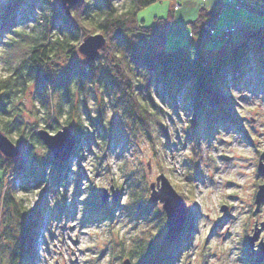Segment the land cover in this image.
Wrapping results in <instances>:
<instances>
[{
	"label": "rangeland",
	"instance_id": "obj_1",
	"mask_svg": "<svg viewBox=\"0 0 264 264\" xmlns=\"http://www.w3.org/2000/svg\"><path fill=\"white\" fill-rule=\"evenodd\" d=\"M223 1L226 5L214 25L217 39L204 45L207 61L221 56L227 46L244 41L247 32L264 25V15L238 10L229 0ZM115 3L122 8L129 0ZM177 3L179 9L174 10ZM215 3L216 0L158 1L143 9L138 18L151 26L156 18L173 12L167 38L161 44L173 50L188 43L191 27L187 23L198 18L200 8L209 9ZM11 5L14 9L9 19L14 20L13 25L3 28L0 20V76L9 73L5 51L18 37L17 31L31 30L36 21L50 14L43 0H0V12ZM239 20L243 31L224 34ZM65 32L67 29L57 21L52 35ZM72 62L85 65L87 61L78 50L71 58L56 60L63 68ZM251 67L238 82H228L226 93L234 98L232 119H222L212 112L210 118L204 116L196 121L193 130L189 124L194 112L184 94L173 105L156 87L154 95L164 110L162 122L168 136L162 138L160 153L123 100L102 83L87 82L82 90L62 88L51 92L52 113L48 120L36 97V86L31 85L9 106L10 121L16 124L10 134L13 141L22 139L20 134L30 137L38 129L55 133L64 125L74 132L79 126L84 139L90 135L97 138L90 144L81 140L82 148L70 160L69 172L62 182L55 180L58 172L49 165L52 156L42 142L33 139L32 150L20 153L19 161L30 173L16 179V195L26 209L34 214L42 212L44 218L31 264H123L127 258L131 264H141L135 254L138 246L152 240L156 244L166 241L162 204L149 198L150 184L161 174L186 205L193 204L188 205L189 224L175 244L177 251L166 264H257L248 237L261 229L253 248L259 250L260 242H264V203L255 213L254 198L258 186L264 183V175L257 170L264 150V79L255 63ZM104 132L111 137L106 153L97 137ZM10 178L8 174L0 180L6 185ZM111 186L119 197L103 203L100 193ZM87 201L95 204L94 208ZM137 203H145V209L139 211ZM223 206L226 210H222ZM9 250L6 243L0 245L2 264H6Z\"/></svg>",
	"mask_w": 264,
	"mask_h": 264
},
{
	"label": "trees",
	"instance_id": "obj_2",
	"mask_svg": "<svg viewBox=\"0 0 264 264\" xmlns=\"http://www.w3.org/2000/svg\"><path fill=\"white\" fill-rule=\"evenodd\" d=\"M43 1L48 5L50 14L36 21V26L31 30L17 31L18 37L13 38L5 51L9 73L0 76V129L9 138L16 129L14 120L10 121L9 106L26 94L31 85L36 86V97L45 109L48 120L52 113L51 92L62 88L64 91L82 90L87 82L102 83L116 98L123 100L135 122L143 128L153 148L159 152L162 138L167 139L168 136L162 122L164 110L154 95L156 87L162 89L164 97L173 105L184 94L185 102L194 112V119L189 124L193 130L197 126L196 121L204 116L210 118L212 112L222 119H232L234 98L226 93L230 79L238 82L252 69L254 63L264 79V25L247 32L244 41L227 46L221 56L207 61L204 45L206 41L217 39L214 25L226 5L223 0H217L209 9L200 8L198 18L187 23L191 27L188 43L173 50L161 47L167 38L173 12L168 17L156 18L151 26H146L138 18L143 9L164 0H129L128 5L122 8L116 5V0H80L72 7L69 16L63 13L60 0ZM263 2L248 0L247 10L264 15ZM176 5L178 3L174 5V10L179 9ZM12 9L14 7L11 5L0 12L3 28L13 25L14 20L9 19ZM57 21L67 32L52 35ZM96 33L103 34L107 40L106 47L101 50L104 56L100 55L91 62L86 60L85 65L72 62L66 68L56 63L61 57H73L83 38ZM237 77L240 78L237 80ZM68 103L72 109L70 98ZM75 132L78 137L73 156L81 150V140L84 139L79 126ZM20 137L22 139L15 141L10 139L21 154L25 149L32 150L33 139L37 143L42 142L35 130L30 137L23 134ZM97 137L102 151L108 152L110 135L104 132ZM95 138L90 135L84 140L90 144L97 140ZM15 159L6 158L0 153V179L3 181L11 174L10 182L6 185L0 180V245L6 243L10 246L6 264H31L36 255L37 235L44 218L42 212L34 214L26 209L23 200L16 195V179H22L30 172L19 161V156ZM49 165L58 172L55 180L62 182L69 172L70 163L49 158ZM87 204L94 208L92 202L87 201ZM145 205L137 203L136 206L139 211H143ZM188 205L182 234L189 224ZM178 239L172 243L166 240L159 244L152 240L138 246L135 254L139 256L141 264H166L177 251L175 244Z\"/></svg>",
	"mask_w": 264,
	"mask_h": 264
},
{
	"label": "water",
	"instance_id": "obj_3",
	"mask_svg": "<svg viewBox=\"0 0 264 264\" xmlns=\"http://www.w3.org/2000/svg\"><path fill=\"white\" fill-rule=\"evenodd\" d=\"M80 0H60V7L66 16L71 14L72 7L76 6ZM107 45L105 36L101 33L89 34L85 36L78 46V52L88 61H95L101 50ZM37 135L42 143L50 151L52 159L59 162H68L72 159L73 151L77 145V133L68 125H64L55 133H50L45 129H38ZM0 153L9 159H15L20 155L19 148L13 141L6 136L0 129ZM150 164L148 163V166ZM150 169V167H149ZM258 173L264 175V150L259 155L257 166ZM149 198L153 203H161L165 212L166 224V240L170 243L175 242L183 232L184 225L187 221V207L183 197L177 193L171 185L168 178L161 174L157 176L156 182L150 184ZM112 197L116 201L119 193L115 191L113 186L110 189L104 188L100 193V199L103 203H107ZM255 213L260 211L261 205L264 203V183L258 186L255 198ZM222 210H226L223 206ZM264 228V222L261 224ZM261 229H257L255 233L248 237L249 248L252 249V255L255 262L261 264L264 262V242H260L259 250L254 251L255 242L259 238ZM123 264H131L130 259H125Z\"/></svg>",
	"mask_w": 264,
	"mask_h": 264
},
{
	"label": "built area",
	"instance_id": "obj_4",
	"mask_svg": "<svg viewBox=\"0 0 264 264\" xmlns=\"http://www.w3.org/2000/svg\"><path fill=\"white\" fill-rule=\"evenodd\" d=\"M203 2H207V0H203ZM230 3H232L234 5V7L238 10L241 9H245L247 10V4H248V0H229ZM177 8L179 7L178 5H176ZM244 27L242 25V23L240 21H238L232 28H228L225 30V34H231L237 31H243ZM229 81H233V80H229ZM70 162V161H69Z\"/></svg>",
	"mask_w": 264,
	"mask_h": 264
},
{
	"label": "crops",
	"instance_id": "obj_5",
	"mask_svg": "<svg viewBox=\"0 0 264 264\" xmlns=\"http://www.w3.org/2000/svg\"><path fill=\"white\" fill-rule=\"evenodd\" d=\"M217 1V0H216ZM263 4H264V2H263ZM257 14H259V15H263V14H261V13H257ZM240 21V20H239Z\"/></svg>",
	"mask_w": 264,
	"mask_h": 264
},
{
	"label": "bare ground",
	"instance_id": "obj_6",
	"mask_svg": "<svg viewBox=\"0 0 264 264\" xmlns=\"http://www.w3.org/2000/svg\"><path fill=\"white\" fill-rule=\"evenodd\" d=\"M209 189H211V187ZM228 192H230V189H228Z\"/></svg>",
	"mask_w": 264,
	"mask_h": 264
},
{
	"label": "clouds",
	"instance_id": "obj_7",
	"mask_svg": "<svg viewBox=\"0 0 264 264\" xmlns=\"http://www.w3.org/2000/svg\"><path fill=\"white\" fill-rule=\"evenodd\" d=\"M69 162V161H68Z\"/></svg>",
	"mask_w": 264,
	"mask_h": 264
}]
</instances>
